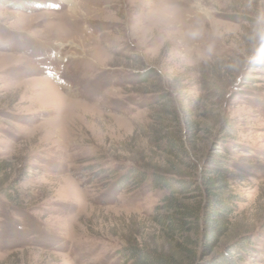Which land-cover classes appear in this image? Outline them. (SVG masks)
<instances>
[{
  "label": "rangeland",
  "instance_id": "rangeland-1",
  "mask_svg": "<svg viewBox=\"0 0 264 264\" xmlns=\"http://www.w3.org/2000/svg\"><path fill=\"white\" fill-rule=\"evenodd\" d=\"M213 157L229 230L186 235L264 264V0H0V264L176 254L152 177L203 211Z\"/></svg>",
  "mask_w": 264,
  "mask_h": 264
},
{
  "label": "trees",
  "instance_id": "trees-1",
  "mask_svg": "<svg viewBox=\"0 0 264 264\" xmlns=\"http://www.w3.org/2000/svg\"><path fill=\"white\" fill-rule=\"evenodd\" d=\"M166 149L170 151L181 162H185V154L188 157V151L182 146L177 149V143L173 138H165ZM212 163L217 168H208L204 175V185L208 192V203L205 209H195L180 203L172 198L182 193L187 187L186 181L178 182L164 176L152 177L154 187L162 188L170 193L165 201V209L173 211L169 215H162L157 222L165 228V232L170 239L176 243V254H169L159 250H148L138 246H127L125 251L129 256L130 264H244L246 255H249V243H239L231 250L215 253L211 259L199 260L197 250L193 248V241L186 235L187 233L197 232L201 236L204 254L210 257L217 248L220 239L226 235L229 230V223L223 211H230L233 203L231 197H225L227 181L225 173L226 163L223 160L213 157ZM146 179V178H145ZM192 219H197L193 221ZM199 220L203 224L199 226ZM195 223L196 225H194ZM193 224V225H192ZM198 225V226H197ZM180 237L183 240H177ZM248 245V246H247ZM234 252V254H231ZM237 255V256H236Z\"/></svg>",
  "mask_w": 264,
  "mask_h": 264
}]
</instances>
